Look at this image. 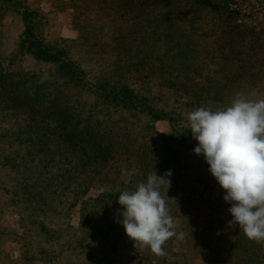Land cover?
I'll use <instances>...</instances> for the list:
<instances>
[{
	"label": "rangeland",
	"instance_id": "374dc122",
	"mask_svg": "<svg viewBox=\"0 0 264 264\" xmlns=\"http://www.w3.org/2000/svg\"><path fill=\"white\" fill-rule=\"evenodd\" d=\"M18 2L0 16V264H264V242L228 227L187 122L237 94L264 99V9L237 26L229 0ZM20 9L36 14V55L67 64L89 93L18 53ZM109 84L135 104L97 102L92 87ZM155 170L172 173L161 193L177 233L160 256L117 222L119 193Z\"/></svg>",
	"mask_w": 264,
	"mask_h": 264
},
{
	"label": "clouds",
	"instance_id": "9594fccd",
	"mask_svg": "<svg viewBox=\"0 0 264 264\" xmlns=\"http://www.w3.org/2000/svg\"><path fill=\"white\" fill-rule=\"evenodd\" d=\"M187 122L196 141L194 154L203 157L230 205L228 227L242 230L250 241L264 242V99L237 94L224 109L196 108ZM171 175L170 170L162 176L155 170L134 190L121 191L117 200V222L128 239L135 248L157 256L164 255L163 245L177 236L161 193L166 185L167 194Z\"/></svg>",
	"mask_w": 264,
	"mask_h": 264
},
{
	"label": "trees",
	"instance_id": "16d2710c",
	"mask_svg": "<svg viewBox=\"0 0 264 264\" xmlns=\"http://www.w3.org/2000/svg\"><path fill=\"white\" fill-rule=\"evenodd\" d=\"M19 0H0V16L2 15V13L6 12L7 9L5 7L6 4L11 3L13 5V7H16L19 2ZM20 16L21 19L24 23V29H23V37L24 40L21 39V42L19 43L18 48H20V45L22 44V48L19 49L18 53L21 55H25L26 51L29 52V55L32 58L36 59V60H41L42 62H46V63H51L54 65L55 68V72L57 74V76H59V78L64 79L65 81H71V83H75L76 85H81L82 89L89 93L87 91V87H84L82 85V83L80 82V80L75 77L73 70L71 69V67H68L67 64H57L56 61H46L47 59H44L43 57H38L36 54L43 52L40 48L38 43L35 42H31V38H32V33H33V20L36 18V14H34L33 12H29L26 9H20ZM30 42V43H28ZM32 50V51H31ZM41 54V53H40ZM18 55V56H20ZM13 56V55H11ZM14 62L19 63V59L16 58V56L12 57V61L11 62H7V66L13 64ZM6 79H9V75L7 74V71L5 68H3L0 65V81L1 82H5ZM101 88L98 87H92L96 88L95 92L93 93L97 102L101 103V104H109L110 106L112 105L113 107H131L132 104L134 105V101L131 98L130 93H128L126 90H119L118 87H116L114 84L113 85H107L105 88L103 86H100ZM41 88V86H40ZM85 88V89H84ZM36 90H39V87H37ZM25 102L26 101H30L31 97H25L23 99ZM138 105L141 106V103L138 102ZM255 247L260 246V243L255 244Z\"/></svg>",
	"mask_w": 264,
	"mask_h": 264
},
{
	"label": "built area",
	"instance_id": "2783aa9c",
	"mask_svg": "<svg viewBox=\"0 0 264 264\" xmlns=\"http://www.w3.org/2000/svg\"><path fill=\"white\" fill-rule=\"evenodd\" d=\"M263 9V0H229L226 6L227 13L237 26L251 25Z\"/></svg>",
	"mask_w": 264,
	"mask_h": 264
}]
</instances>
